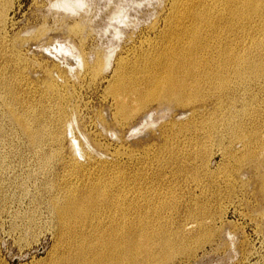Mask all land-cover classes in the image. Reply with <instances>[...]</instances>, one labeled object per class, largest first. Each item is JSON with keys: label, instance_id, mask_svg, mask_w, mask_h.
<instances>
[{"label": "rangeland", "instance_id": "1", "mask_svg": "<svg viewBox=\"0 0 264 264\" xmlns=\"http://www.w3.org/2000/svg\"><path fill=\"white\" fill-rule=\"evenodd\" d=\"M170 5L1 0L0 264H264V196L256 179L264 156L249 162L247 154L264 134V77L238 84L233 96L197 103L194 120L187 111L195 103L166 101L122 118L108 95L118 57L136 60L164 29ZM102 58L108 70L89 71ZM13 108L46 112L60 142L31 144ZM89 159L118 164L135 193L122 212L76 219L68 228L56 207L69 190L90 183L89 173L98 176L78 171ZM152 224H162L186 252L173 249L168 261L155 246L153 256L144 248L135 253L134 235ZM123 252L127 260L119 259Z\"/></svg>", "mask_w": 264, "mask_h": 264}, {"label": "bare ground", "instance_id": "2", "mask_svg": "<svg viewBox=\"0 0 264 264\" xmlns=\"http://www.w3.org/2000/svg\"><path fill=\"white\" fill-rule=\"evenodd\" d=\"M169 1L171 5L165 17V26L156 40L134 61L129 60L127 55L118 57L116 69L107 81L108 95L122 118L143 112L152 101H159L160 104L166 101L170 107H182L185 102L188 106L195 103L187 111L194 120L198 115L197 103L206 104L212 98L219 100L222 96H233L238 84L247 87L253 79L264 77V0ZM106 58L95 60L92 66H88L89 71H107L109 60ZM14 110H10L11 116L31 144L40 146L52 142L55 145L60 142L61 134L47 129V120L49 124L50 121L46 112L37 114L33 111L31 115L28 113H32L30 109L27 112ZM255 135L258 133L255 132ZM256 139L257 146L247 149L252 159L249 162L264 156V134H259ZM233 157L242 163L241 158ZM91 161L89 159L77 169L80 172L97 170L98 176L93 179L91 175L95 172L89 173L90 183L81 189L69 190L66 203L56 207L63 226L76 222V219L86 221L90 215L121 211L129 196L135 193V185L125 180L126 174L121 172L118 164H90ZM74 164H77L76 161ZM256 179L258 190L264 196V173ZM161 225H140L139 232L134 235L132 250L141 253L144 248L147 254L153 256L152 247H159L164 252L165 260L161 259L164 261L172 260L174 254L171 251L177 247L186 252V245L170 239ZM199 228L206 229L204 226ZM157 237L158 240H155ZM118 257L128 259L124 252ZM154 262L156 260L151 263Z\"/></svg>", "mask_w": 264, "mask_h": 264}]
</instances>
